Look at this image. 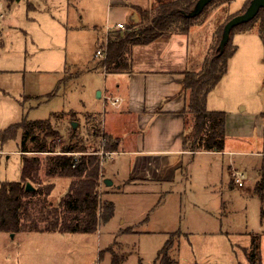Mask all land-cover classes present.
<instances>
[{
  "label": "rangeland",
  "instance_id": "374dc122",
  "mask_svg": "<svg viewBox=\"0 0 264 264\" xmlns=\"http://www.w3.org/2000/svg\"><path fill=\"white\" fill-rule=\"evenodd\" d=\"M251 1L218 0L209 6L190 36L193 56L209 55L226 23L244 13ZM103 2L0 0L4 16L0 19V191L3 183L21 180L17 125L24 120H51L66 141L73 122L78 124L76 134L90 139L92 145L96 139L91 133H105L100 118L106 102L98 92L106 81L101 68L93 69L105 58L96 52L104 49L106 55L107 50L99 46L95 28H84L90 26L89 15L99 22L105 12ZM108 25L97 26L107 29ZM238 27L231 37L238 52L212 95L223 96L228 110L249 107L264 112V44L257 27L245 33L235 31ZM107 103L110 111L112 104ZM58 113L61 116L54 118ZM9 130L15 136L2 140ZM261 143L254 138L241 148H229L227 155L217 157L218 168L212 173L207 169L208 156H197L187 167V178L180 176L176 186L112 199L117 205L115 215L102 222L96 233H18L11 240L13 255L20 264H112L114 252L121 264H155L171 241L175 243L170 255L180 264H250L244 248H250L253 234H260L264 264L262 203L254 193V186L264 178V155H258L263 152ZM233 158L234 168L245 174L244 188L231 186L228 172ZM55 184L50 200L58 203L67 182L59 179ZM101 190L107 193L112 188L103 184ZM167 190L172 192L167 195ZM103 199L111 198L103 195ZM129 225L132 229L127 230ZM181 231L189 235L178 236ZM168 232L175 233L174 240ZM110 247L113 252L108 251Z\"/></svg>",
  "mask_w": 264,
  "mask_h": 264
},
{
  "label": "trees",
  "instance_id": "16d2710c",
  "mask_svg": "<svg viewBox=\"0 0 264 264\" xmlns=\"http://www.w3.org/2000/svg\"><path fill=\"white\" fill-rule=\"evenodd\" d=\"M197 2L198 0H155L150 10L138 9L142 22L136 26H126L123 32L111 35L105 58L99 62L98 67L107 74L128 72L131 66L129 55L134 46L149 45L166 34H187L209 7L197 17H188ZM259 21L260 25L257 27ZM256 27L264 44V9L253 21L243 24L235 31L251 32ZM231 37L223 51L220 50L222 35L218 37L212 52L205 58L202 69L186 73L184 148L190 152L224 151L226 113L209 111L206 104L209 93L227 74L229 61L237 52V46L232 44ZM60 116L56 115L55 118ZM17 128L21 132L19 153L22 157V175L18 182L2 184L0 233L93 234L99 230L102 222L107 223L113 218L115 205L112 201L103 199L106 193L101 190L104 184L102 167L106 160L105 154L116 152L117 141L105 133H91L96 139L92 145L88 141L90 139L79 137L73 129H70L69 140L66 141L55 130L51 120H24ZM14 136L15 132L9 130L2 140ZM58 179L65 180L68 186L58 203H54L50 197ZM28 183L35 186L34 191L26 190ZM254 192L261 200V218L264 219V178L257 182ZM261 239L262 235L253 234L250 248L244 251L250 264H262ZM172 248L173 243L168 241L155 264H178L170 255ZM108 251L113 252L111 247ZM113 254L112 264H121L122 260L116 259L117 256L114 252Z\"/></svg>",
  "mask_w": 264,
  "mask_h": 264
},
{
  "label": "crops",
  "instance_id": "0c3cea01",
  "mask_svg": "<svg viewBox=\"0 0 264 264\" xmlns=\"http://www.w3.org/2000/svg\"><path fill=\"white\" fill-rule=\"evenodd\" d=\"M13 1L7 0L9 3ZM97 1H105L103 2L105 12L100 15L99 22L89 15L90 26L84 28L96 29L99 33V46H105L106 43L109 46L111 35L122 31L116 29V24L139 25L142 18L138 9L148 11L155 2V0H94V2ZM82 9L85 14L86 9L84 7ZM0 19H4V16L2 15ZM100 22L104 25L109 22L107 29L104 28L105 26H97ZM197 27H192L184 35L166 34L149 45L134 46L129 55L131 66L128 72L107 74L103 69L100 71L106 81L100 97L105 100L106 107L100 119L105 134L118 143L116 152L112 153V157L106 160L102 167L103 183L107 179L113 182V185L109 187L112 191H107L105 195L111 198L109 201L114 203L115 210L117 205L112 199L116 200L117 197L133 196L140 192L147 193L150 192L147 190L159 189L164 185L176 186L180 176L187 178V167L197 156H208L207 169L212 173L218 168L217 157L227 155L226 151L229 148L237 149L245 146L254 138L262 142L263 152L258 155H264V112L249 110V107L241 111L228 110L223 106V96L213 97L212 94L216 89L208 95L206 105L209 111L226 113L224 151L193 153L184 148L187 107L184 80L188 71L199 72L208 56L198 53L193 56L191 51L190 36ZM214 36L215 33L213 38ZM99 62L93 71L100 69ZM229 70L230 64L224 78ZM116 99L119 103L112 105L113 108L108 111L107 102ZM242 102L243 100L237 103L240 105ZM224 109L227 112L223 111ZM56 115L59 113L55 114L54 118ZM72 129L75 131L74 128ZM231 140L238 145H230ZM234 165L235 158L230 162L228 173L231 186L237 187L233 177L234 172L238 170L234 168ZM116 183L117 188L113 190ZM170 192L172 191H165L167 195ZM121 222L126 223L123 219ZM130 226L127 230L132 229ZM127 230L124 229V231ZM167 234L174 240L172 238L174 232ZM16 235L12 237L10 233H0V264H20L18 257L13 255L16 252H13L11 244V240ZM180 235L187 237L189 232L181 231L178 233V236ZM121 247L123 250L124 245ZM245 249L248 248H244V251ZM175 260L180 264L179 259Z\"/></svg>",
  "mask_w": 264,
  "mask_h": 264
},
{
  "label": "water",
  "instance_id": "95a60500",
  "mask_svg": "<svg viewBox=\"0 0 264 264\" xmlns=\"http://www.w3.org/2000/svg\"><path fill=\"white\" fill-rule=\"evenodd\" d=\"M215 0H198L195 9L188 15V17L194 18L203 13L205 8L209 6ZM264 9V0H252L250 5L246 9V11L240 15L233 17L230 21H228L224 27L222 39L220 42V50L223 51L225 46L229 43L232 31L243 24H247L253 21L261 10ZM98 96L101 97V92H98ZM78 124L73 123L72 127L76 129ZM106 187H111L113 182L109 179L104 181ZM26 190L28 192L34 191V187L32 184L28 183L26 186ZM14 237V234L11 235Z\"/></svg>",
  "mask_w": 264,
  "mask_h": 264
},
{
  "label": "built area",
  "instance_id": "2783aa9c",
  "mask_svg": "<svg viewBox=\"0 0 264 264\" xmlns=\"http://www.w3.org/2000/svg\"><path fill=\"white\" fill-rule=\"evenodd\" d=\"M0 18H2V14H0ZM125 28H126V26L124 25V24H122V23H118V24H116V29L117 30H122V31H124L125 30ZM1 33H0V41H1ZM105 48H106V50H107V43H106V45H105ZM96 56L97 57H100V58H103L104 56H105V53H104V49L102 50H98L97 52H96ZM117 103H119V100H111V104L113 105V106H115V105H117ZM101 154H103V152L101 153ZM112 153H106L105 154V157L106 158H111L112 157ZM233 179H234V182H235V185L238 187V188H243L244 187V182L246 181L245 179V174L244 173H241V172H239V171H236V172H234V177H233Z\"/></svg>",
  "mask_w": 264,
  "mask_h": 264
}]
</instances>
